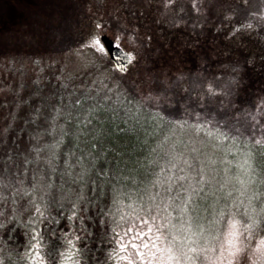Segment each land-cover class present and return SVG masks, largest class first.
<instances>
[{
	"label": "trees",
	"instance_id": "trees-1",
	"mask_svg": "<svg viewBox=\"0 0 264 264\" xmlns=\"http://www.w3.org/2000/svg\"><path fill=\"white\" fill-rule=\"evenodd\" d=\"M123 1L98 20L121 37L141 38L134 41L137 50L126 72L114 66L103 44L89 42L95 6L90 1H76L72 15L35 31L5 27L0 0V264H35L26 255L27 225L33 193L40 203L45 184L50 218L41 227L47 264H59L52 249L60 248V237L70 227L80 237L75 243L81 264H128L117 262L112 251L122 258L132 249L119 250L115 241L123 237L127 245L137 233L130 229L151 227L155 236L163 223L167 213L161 198L169 186L164 182L179 177L184 166L182 158L176 168L169 167L170 151L188 157L190 170L198 171V163L219 170L221 182L226 165L231 175L245 176L240 165L247 167L246 157L257 176L264 174V143L259 142L264 141V96L231 99L235 91L228 84V76L238 77L245 67L264 78V55H259L264 52V0H231L225 7L217 0H195L199 19L187 30L177 26L189 18L182 7L179 14L167 5L169 0L165 7L162 0ZM155 42L158 52L150 49ZM200 44L211 53L210 67L189 61H195ZM161 49L176 50L192 69L156 81L149 94L140 88L150 70L161 67L153 57ZM138 57L141 67L132 71ZM183 183L177 180L171 187L179 193ZM69 199L77 204L71 222ZM171 210L179 211L174 205ZM229 213L224 210L219 230Z\"/></svg>",
	"mask_w": 264,
	"mask_h": 264
},
{
	"label": "snow or ice",
	"instance_id": "snow-or-ice-1",
	"mask_svg": "<svg viewBox=\"0 0 264 264\" xmlns=\"http://www.w3.org/2000/svg\"><path fill=\"white\" fill-rule=\"evenodd\" d=\"M220 138L228 139L223 133H220ZM259 142L264 143V141ZM168 155L169 167L176 168L182 158L184 166L179 177H169L164 182L169 185L164 189L165 196L161 198L167 215L161 217L163 223L155 230V240L145 242L143 239L146 233L149 236L153 233L151 227L146 228L145 231L130 229L137 231V235L130 236L127 245L121 242L123 237H118L115 242L119 245V250H127L130 247L132 252L121 258L117 254L118 250L114 249L112 256L116 257L117 262L123 259L128 261V264H199L202 254L203 264H241V261L245 264H264V236H261L259 244L251 243L252 230L264 221V174L257 176V169L254 168L251 158H245L247 167L244 164L240 165L244 168L245 176L242 177L239 173L231 175L226 165L221 182L217 179L220 175L219 170L209 168L203 163L197 164L198 171L190 170L187 166L193 162L188 157H184L182 152L170 151ZM160 171L163 172L164 169ZM79 179L83 180V176ZM177 180L185 182L178 185L179 193L171 187L177 184ZM156 181L161 182L159 176L156 177ZM237 183L239 187H236ZM27 191L32 192L33 189L29 188ZM47 191L48 185L45 184L40 203H35L36 198L33 193L34 211L27 225L31 231L30 246L26 255L35 264H47L45 248L48 241L41 227L44 220L50 218L48 198L44 195ZM205 191L208 195H203ZM233 192L236 193L235 196L232 195ZM196 197H203V202L195 199ZM76 199L80 200L82 196L78 195ZM178 200L181 202L177 203ZM69 203L71 213L68 220L71 222L73 217L77 216V204L70 199ZM173 205L179 211L173 212L171 210ZM241 206L247 223L238 216ZM156 207L159 209L160 206ZM225 209L231 215L228 229L221 234L217 223L224 218ZM148 211L151 212V208ZM162 229L167 230L162 231ZM60 239L64 243L60 248L52 249L56 252L54 259H57L59 264H81L80 249L75 243L80 237L70 227ZM198 241H203V246Z\"/></svg>",
	"mask_w": 264,
	"mask_h": 264
},
{
	"label": "rangeland",
	"instance_id": "rangeland-1",
	"mask_svg": "<svg viewBox=\"0 0 264 264\" xmlns=\"http://www.w3.org/2000/svg\"><path fill=\"white\" fill-rule=\"evenodd\" d=\"M82 2V1H90L91 3L95 4L93 7V13H90V15L93 16L92 20L88 24V27L90 28V34H89V42L93 43L94 45H102V42L100 40V35L103 33L108 34L110 37H112L117 45H120L125 48L126 50H129L130 54L132 55L133 51L137 50V44L134 42L137 40V43L141 41V38L137 36L135 40H131L128 38L129 36L127 34L122 35L118 34L113 29L109 28L107 25L102 24L98 20V15L100 17V14H105V16H102L103 19L107 18V14L116 12L115 6L117 2L119 1L124 2L123 0H1L3 4V11L5 10V27H8L10 30L18 29V26L24 25L26 28H33L35 31L41 29L43 27V24L45 22L49 23H60V21L65 20L63 14L72 15L76 9L77 6L74 4ZM137 1L139 3L145 2V0H132ZM163 6H166V0H162ZM195 0H169L167 1V5H173L177 7L183 8L184 15L189 18L186 21L178 22L177 27H181L185 30L189 29L190 24H193L192 22L199 19V15L196 14L193 10L194 8V2ZM220 4H222V7L230 6L233 3H231V0H217ZM130 2L127 1L126 3ZM235 5V4H234ZM15 6L18 9L16 12ZM121 6H118L117 10H120ZM173 9V8H172ZM34 11L32 14L31 11ZM214 10V5H213ZM91 12V11H90ZM44 16V14H46ZM180 14V12L178 11ZM117 14V13H115ZM170 15V14H169ZM175 15V12L174 14ZM91 16V17H92ZM97 17V19H96ZM109 19V18H108ZM34 21V23H32ZM106 21V20H104ZM23 23V24H22ZM246 27H244L241 31H243ZM183 29H181L183 31ZM124 34V33H123ZM128 36V37H127ZM188 36V34L186 35ZM98 38V40H97ZM101 42V43H99ZM155 46L151 47L150 49L153 52L160 51V46L158 43H154ZM125 45V46H124ZM203 44H200L199 47L196 49L195 54V61L189 60L191 63L195 62V67H210L211 66V53H208L205 51V49L202 47ZM195 46V45H193ZM181 48V47H179ZM149 49V47H148ZM177 49V48H176ZM162 50V49H161ZM180 50V49H179ZM169 50H162L161 53L155 54L153 57L155 59V63L157 66H161L155 69L150 70V73L148 74V80H146V85L142 86L140 88L141 91H146L147 93H152L154 85L156 84V81L163 79L164 82H166L169 78L172 76L182 75V73L186 72L187 70L192 69V65L189 61L184 62L178 59L176 50H171V53H168ZM259 52L260 56L264 55V52L260 50ZM132 57H135L132 55ZM133 60V64L131 65L130 69H135V67H141L139 66L142 61L139 59V62L136 63ZM258 59H260L258 57ZM248 62V61H247ZM151 69V68H150ZM254 70V69H253ZM255 72V70H254ZM256 73V72H255ZM264 74V73H262ZM233 76V75H232ZM231 75L228 76V84L233 87V90L235 91L234 96H232L231 99H235L236 97H244L247 98L246 101H253L255 100V97L259 95V93H262V96H264V78L262 75L257 74V77L262 78H255L256 75H254L247 67L243 68L241 73H238V77L234 78ZM209 83L207 82L205 85V89H209ZM146 94V93H145ZM147 95V94H146ZM235 193V192H234ZM231 213L227 216V221L224 223L222 228L219 230L222 234L224 231H226L229 227V217ZM238 216L241 220H243L244 223H247L246 218L243 215V207L240 208V212L238 213ZM175 222V220H173ZM149 228V227H147ZM146 228L140 231H145ZM137 235V233L135 234ZM215 235V233H214ZM261 236H264V221H262L255 229L252 230V237H251V243L253 245L260 243ZM222 238V237H221ZM145 242L148 240H155V236L148 237V234H145V237L143 238ZM198 243L203 246V241H198ZM195 246V245H190ZM132 252V251H131ZM157 257H159V253H157ZM128 262V261H127ZM199 264H203V255L201 254ZM241 264H245L244 261H241Z\"/></svg>",
	"mask_w": 264,
	"mask_h": 264
},
{
	"label": "water",
	"instance_id": "water-1",
	"mask_svg": "<svg viewBox=\"0 0 264 264\" xmlns=\"http://www.w3.org/2000/svg\"><path fill=\"white\" fill-rule=\"evenodd\" d=\"M100 40L104 44L115 67L121 72H126L131 62V55L122 46L117 45L114 39L106 33L100 35Z\"/></svg>",
	"mask_w": 264,
	"mask_h": 264
}]
</instances>
